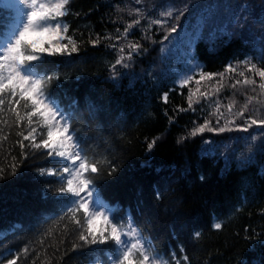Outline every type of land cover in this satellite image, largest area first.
Segmentation results:
<instances>
[{"label":"snow or ice","instance_id":"obj_1","mask_svg":"<svg viewBox=\"0 0 264 264\" xmlns=\"http://www.w3.org/2000/svg\"><path fill=\"white\" fill-rule=\"evenodd\" d=\"M134 3L142 5L143 0H134ZM71 4L72 0H0V181L20 174L22 165L35 154L51 158L48 163L53 166L39 167L36 171L55 181L45 184V199L55 211L48 212L44 222L34 230V241L30 239L15 254L11 249L0 253V261L3 264H20L22 259H27L34 252L30 264H36L42 253L45 256L43 264H63L70 253L84 255L83 250L87 249L95 257L96 264H172L173 261L175 264H190L188 255L178 259L174 249L168 255L154 243V238L146 230L147 219L139 221L130 210H124L102 196L98 185L120 171L116 158L109 151L111 141L104 138L103 143L107 147L101 150L98 141L103 129L97 124V139L90 143L92 138L82 135L85 125L84 117L78 112V101L73 99L69 105L63 106L53 89L61 85L62 79L70 78L73 61H76L79 79L91 59L86 45L96 48L104 42L107 49L116 52L114 62L108 63L109 80L118 84L128 76L135 79L131 70L137 57L144 56L149 49L139 40L128 37L133 29L140 27L142 39L156 44L157 41L152 39L153 26L157 31L165 29L159 41V59L166 67L160 69L159 75L153 71L147 74L156 83L172 79L181 88L195 81V89L188 87V107L179 108V112H195L194 105L221 93L225 86L234 90L240 86L245 97L243 103H238L234 92L226 105H222L217 98L213 111L203 117V123L193 121L195 126L179 137L177 144L202 136L205 132L249 133V129L255 127L259 129L258 134L249 133L245 137L248 141L246 151L235 155L237 166L244 167L252 162L257 153L264 154V0H259V3L243 0V3L224 6L226 14L220 21L226 26L224 34L229 41L238 37L245 44H251L252 51L259 55L252 57L245 54L244 59L227 63L224 70L218 73L203 71V66L190 50L202 35L204 25L214 18L212 9L217 5L208 6L209 16H201L195 31L188 32L180 21L191 9L202 7L194 0H185L179 8L169 7L160 11L157 17L151 15L155 4L150 8L128 7V16L135 17L130 21H124V17L119 15L125 8L117 4V17L111 22H123V31L117 27L115 33L101 36L93 35L90 30L88 39L84 40L83 33L80 39L76 38L78 30L71 29L66 20L69 15L80 16L78 12H71ZM173 19L177 23L170 24ZM142 20L146 21L144 26H141ZM181 33L188 37L187 41L181 38ZM183 44L189 51L177 58L176 64L182 65L178 68L169 61ZM77 55L81 57L78 61ZM253 59L257 62L254 63ZM213 81L211 91L201 90L202 82L208 84ZM162 98L167 103L168 92H164ZM209 106L212 107V104ZM87 107L89 117L96 119L100 109L91 102ZM148 107L145 105L143 112L146 113ZM200 111L203 113L204 109ZM172 120L173 117H169V121ZM13 134L16 138L11 140ZM158 139L153 138L147 144L149 152ZM10 140L11 146L6 147ZM201 144L204 155L215 153L213 146L216 140L202 139ZM16 147L19 148L18 156L12 154ZM220 155L224 156L228 167L231 157L226 153ZM200 180H204L203 175ZM155 197L160 201L164 193L157 188ZM138 215L144 214L138 212ZM48 221L51 223L48 224ZM222 227L223 224L214 217L212 228L220 230ZM244 231V239L249 245L257 241L264 243V231L251 229V235H248V226ZM201 236V231L192 233L194 241ZM48 249H52L50 255ZM179 250L185 253L183 244ZM7 256L11 258L6 259ZM237 264L248 262L238 259Z\"/></svg>","mask_w":264,"mask_h":264},{"label":"trees","instance_id":"obj_2","mask_svg":"<svg viewBox=\"0 0 264 264\" xmlns=\"http://www.w3.org/2000/svg\"><path fill=\"white\" fill-rule=\"evenodd\" d=\"M183 2L185 0H143L142 5H136L134 0H72L71 12H78L80 16L69 15L66 20L71 29L78 30L77 39L83 33L82 39L87 40L90 30L93 35L101 36L115 33L117 27L123 31V22H111L117 17V4L125 8L119 15L124 17V21H130L135 17L128 16V7L150 8L155 4L151 15L157 17L160 11L169 7L179 8ZM194 2L202 7L191 9L180 21L188 32L195 31L201 16H209L206 10L208 6H218L212 9L214 18L204 25L202 35L190 49L203 66V71L222 72L227 63L242 60L245 54L252 57L259 55L252 51L251 44H245L238 37L229 41L224 34L226 26L220 22L226 14L224 6L243 3V0ZM253 2L259 3V0ZM86 13L89 14L85 18ZM171 23L177 22L173 19ZM145 24L146 21L142 20L141 26ZM164 32L165 29L157 31L156 26H153L152 39L157 41L156 44L142 39L140 27L133 29L128 37L130 40H139L149 49L147 54L137 57L131 70L135 79L128 76L118 84L109 80L108 63L114 62L116 52L107 49L104 42L96 48L86 45L91 57L85 66L87 70L78 79L76 61H73L72 75L68 80L62 79L61 85L54 86L53 91L58 94L63 106L69 105L73 99L78 101V112L84 117L85 125L82 135L91 137L90 143L97 139L96 125L102 127V137L98 141L101 150L107 147L103 143L104 138L109 139L110 154L116 158L120 171L98 185L101 194L109 202L130 210L137 215L139 221L147 219V232L164 252L170 255L174 249L178 259L186 254L190 264H237L238 259L247 261L248 264H264V243L257 241L249 245L244 239L245 226L250 230L248 235H251V229L256 232L264 231V154L257 153L252 162L244 167H238L235 160V155L246 151L248 141L245 137L249 133L257 135L259 129L254 127L249 129V133L205 132L202 136L191 137L177 144V139L195 126L193 121L203 123V117L213 111L217 98L222 105H226L236 89L225 86L221 93L194 105L195 112H179V108L188 107V87L195 89V81L181 88L172 79L156 83L147 74L153 71L159 75L160 69L166 67L159 59V41ZM256 34L260 35L259 29ZM172 35L176 36V33ZM181 38L184 41L188 39L183 33ZM186 51H189L187 45H181L169 63L182 67L176 64V60ZM80 58L76 56L77 61ZM253 62L257 61L253 59ZM214 82H202L201 90L211 91ZM164 92H168L167 103L162 98ZM235 99L242 103L237 97ZM89 102L100 109L96 119L88 115ZM210 103L212 107L209 106ZM145 105H149L146 113L143 112ZM201 108L204 109L203 113ZM169 117H173L172 122ZM156 137L159 139L149 152L147 144ZM15 138L13 134L11 140ZM202 139L216 140L214 154H203ZM11 140L6 147L11 146ZM220 153L231 157L228 167ZM12 154L18 156L19 148L16 147ZM44 162L43 155L35 154L22 165L20 174L0 181V253L11 249L12 254H15L30 239L34 241V230L44 222L48 212L55 211L45 199V184L54 183V178L40 177L36 171L39 164ZM201 175L204 176L203 181L200 180ZM157 188L164 193L160 201L155 197ZM48 196H52V193H48ZM237 208L240 210L237 211ZM138 212H143L144 215H138ZM214 217L223 224L222 229L212 228ZM197 230L201 231L202 236L194 241L192 233ZM181 244L185 247L183 254L179 250ZM51 252L52 249H48L49 255ZM83 252L84 255L70 253L63 264H96L95 257L87 249ZM33 255L34 252L30 253L20 264H30ZM10 258L11 256L6 257ZM44 259L42 253L36 264H43Z\"/></svg>","mask_w":264,"mask_h":264},{"label":"rangeland","instance_id":"obj_3","mask_svg":"<svg viewBox=\"0 0 264 264\" xmlns=\"http://www.w3.org/2000/svg\"><path fill=\"white\" fill-rule=\"evenodd\" d=\"M241 91L242 90H240V88H238L234 92L236 95L235 97H237L243 103L245 97L241 94ZM50 159L51 158L45 159V162L42 164H39L38 168L39 167H51V166H53L52 164L48 163V160H50ZM37 175H39L40 177H45V176H42L40 173H38ZM45 178H51V177H45ZM0 264H3V261H0Z\"/></svg>","mask_w":264,"mask_h":264}]
</instances>
